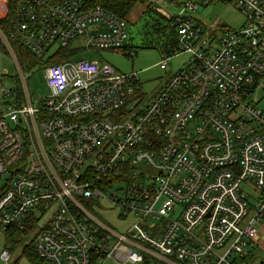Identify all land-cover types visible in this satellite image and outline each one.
Wrapping results in <instances>:
<instances>
[{"label":"built area","instance_id":"obj_1","mask_svg":"<svg viewBox=\"0 0 264 264\" xmlns=\"http://www.w3.org/2000/svg\"><path fill=\"white\" fill-rule=\"evenodd\" d=\"M210 1L170 16L177 47L159 64L190 60L144 103L139 72L73 57L43 67L50 92L34 100L11 51L21 88L1 91L0 232L32 224L43 264H250L264 218V0H235L244 23L216 43L191 17ZM14 22L0 38L40 61L79 38L136 55L126 21L87 0H15ZM109 211L134 220L119 228Z\"/></svg>","mask_w":264,"mask_h":264},{"label":"rangeland","instance_id":"obj_2","mask_svg":"<svg viewBox=\"0 0 264 264\" xmlns=\"http://www.w3.org/2000/svg\"><path fill=\"white\" fill-rule=\"evenodd\" d=\"M186 1L188 0H144L135 6L125 19L127 30L125 44L131 46L129 50H134L135 56H127V51L124 48L118 50L91 49L86 47L85 41L79 38L70 45L71 49L77 50L76 54L73 55V59L107 62L120 72H139L144 90L148 92L143 97L142 102H147L151 93L163 85L171 71L179 70L190 60L189 54L184 52L173 57L165 69L159 64L175 37V30L168 24L167 17L178 15ZM191 17L203 24L206 36L210 40L213 39L215 43L226 30L239 28L245 20V16L235 0H211L209 3H202L198 10L191 13ZM0 42L6 47L4 48L0 43V113H4L7 110V104L6 99L1 94L2 89L15 90L19 86L21 88V84L15 58L11 53L13 49L11 45L12 50L6 46L1 38ZM24 73L30 94L34 100L49 94L50 89L44 68L36 66ZM261 102L264 106V99ZM242 187L249 194L252 186L243 183ZM116 214V211L105 212L107 218L119 228H124L126 224L134 220V218H131L128 221H119ZM33 237L34 232L31 231L21 245L10 248L6 244V234L0 232V264H32L31 260L22 253L24 246ZM4 250H7L11 255L7 263L1 257Z\"/></svg>","mask_w":264,"mask_h":264},{"label":"trees","instance_id":"obj_3","mask_svg":"<svg viewBox=\"0 0 264 264\" xmlns=\"http://www.w3.org/2000/svg\"><path fill=\"white\" fill-rule=\"evenodd\" d=\"M143 1L144 0H87V4L89 6L101 5L107 10L118 14L121 18L125 20L135 8V6L139 3H142ZM14 3L15 0H0V28L6 35L8 34L10 29L14 28L15 25ZM167 19L168 24L175 30L174 41L165 52L166 54H169L173 52L177 47L178 33L176 25L173 24V19L170 16L167 17ZM9 42L24 71L28 69H33L36 66H38L39 68H43L47 64L59 62L62 59L73 57V55H75L77 52V50L74 51L73 49H71V46H68L58 50L57 53L51 56L48 60L40 61L23 45L20 39H14L9 37ZM18 91H20V88H18ZM31 231L32 224H30L29 222L26 224L25 230L22 231L17 229L16 225L10 226L5 231V234L7 236V246H9L10 248L18 247L23 243V241L26 239V237L30 234ZM23 253L22 255L26 256L29 260H31L32 264H43V261L39 258L34 248L33 239L24 246Z\"/></svg>","mask_w":264,"mask_h":264},{"label":"crops","instance_id":"obj_4","mask_svg":"<svg viewBox=\"0 0 264 264\" xmlns=\"http://www.w3.org/2000/svg\"><path fill=\"white\" fill-rule=\"evenodd\" d=\"M129 47L131 46L126 44V49H129ZM174 72L176 71H171L168 78ZM248 261L250 264H263L264 263V218L261 221L260 226H259V234L256 238V246L253 249L252 254L249 257ZM103 264H116V263L113 261H105ZM127 264H132V263H127Z\"/></svg>","mask_w":264,"mask_h":264}]
</instances>
